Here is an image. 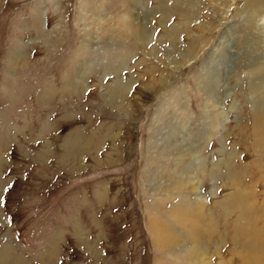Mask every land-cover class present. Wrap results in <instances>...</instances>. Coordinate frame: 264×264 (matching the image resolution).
<instances>
[{"label": "rangeland", "instance_id": "rangeland-1", "mask_svg": "<svg viewBox=\"0 0 264 264\" xmlns=\"http://www.w3.org/2000/svg\"><path fill=\"white\" fill-rule=\"evenodd\" d=\"M254 6L0 0V264H193L169 211L195 195L216 226L207 258L217 249L226 263L232 221L214 206L226 170L244 186L264 175L250 136L264 96V4ZM208 94L222 115L209 137ZM150 219L177 244L156 248Z\"/></svg>", "mask_w": 264, "mask_h": 264}, {"label": "bare ground", "instance_id": "bare-ground-1", "mask_svg": "<svg viewBox=\"0 0 264 264\" xmlns=\"http://www.w3.org/2000/svg\"><path fill=\"white\" fill-rule=\"evenodd\" d=\"M250 2L255 5L254 7H256V11L261 12L262 8H260V4L263 5L264 0H250ZM249 18L252 20L251 15H249ZM253 26V23L250 24V28H253ZM250 33L251 34L249 35H252V32ZM223 50L224 52L227 51L226 48ZM246 51L248 58L250 57L251 60L252 53L254 57L259 53L258 48L250 50L246 48ZM250 64L252 65V69L248 74L252 83L249 86V90L254 98L255 90L260 88L259 84L257 87L256 81L258 82L260 80L259 74L261 69H254L255 61L253 64ZM206 87L207 86H205V88ZM116 88L118 89V85ZM120 90L121 88H119V91ZM209 94L204 110V115L208 118L206 121L209 123L207 126L210 130L208 137L212 136L213 131L220 126L219 118L222 116L221 113H216L215 111L217 99L215 98L214 100ZM261 97L262 103L260 104H255L253 100L250 136L253 139L252 151L256 154L254 159L257 160V158H261L262 163L264 164V96ZM193 152V159H196L199 155V151L194 147ZM222 153L221 150L220 154L222 155ZM229 155L232 159L233 153L230 152ZM224 164L226 166L227 164L229 165L227 161H224ZM225 175L227 176L229 183L227 184L228 188L227 185H223V190L225 191L223 198L216 201L214 205L223 211V218L225 221H232L231 225L226 227V230L224 229V234L222 235V239L225 240L223 241V243L225 242L223 245L230 244V251L228 252V255H226L228 260H225V264H264V175L263 177H259L254 183L251 182V180L248 181L246 183L247 186H244L242 180L240 181V179H238L239 175L240 177L243 176V172L240 173L237 170L234 171L228 169L226 170ZM189 181L191 188L197 189L199 186L198 181L192 177H190ZM258 183H261V185ZM191 194L192 193L190 192V196ZM184 197L186 198V196ZM191 201L192 202H189L185 199L182 203L172 206L169 211V219L178 221L185 227L187 233L186 241L188 240L190 243V250L185 252L188 255V259L192 260L193 264H210L209 261L214 257L218 259L219 264H224L223 259L217 254V249L207 258L206 249L211 247L212 236L216 235L214 234L216 226L215 222L212 220L211 212L208 211L207 214L204 215L203 207L205 205L201 200L200 195H195L194 200ZM234 214L235 217L231 218L230 216H234ZM186 226H188V228H186ZM230 228L231 234L228 236L226 235V232ZM149 230L152 236L153 245L156 248H161L160 250L169 249V247L176 245L178 242L174 233L169 231L160 221L158 222L150 219Z\"/></svg>", "mask_w": 264, "mask_h": 264}]
</instances>
